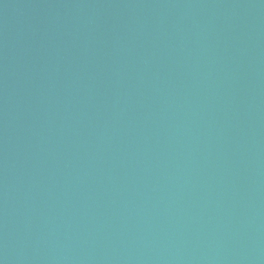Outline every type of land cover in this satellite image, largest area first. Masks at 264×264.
Wrapping results in <instances>:
<instances>
[{
  "label": "water",
  "instance_id": "water-1",
  "mask_svg": "<svg viewBox=\"0 0 264 264\" xmlns=\"http://www.w3.org/2000/svg\"><path fill=\"white\" fill-rule=\"evenodd\" d=\"M176 264H264V0H218Z\"/></svg>",
  "mask_w": 264,
  "mask_h": 264
}]
</instances>
